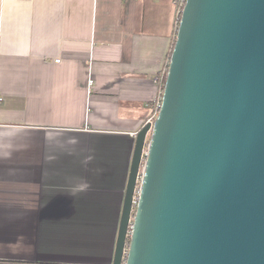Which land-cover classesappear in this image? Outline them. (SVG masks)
<instances>
[{
	"label": "crops",
	"instance_id": "crops-1",
	"mask_svg": "<svg viewBox=\"0 0 264 264\" xmlns=\"http://www.w3.org/2000/svg\"><path fill=\"white\" fill-rule=\"evenodd\" d=\"M177 27L176 0H0V264H112Z\"/></svg>",
	"mask_w": 264,
	"mask_h": 264
},
{
	"label": "water",
	"instance_id": "water-1",
	"mask_svg": "<svg viewBox=\"0 0 264 264\" xmlns=\"http://www.w3.org/2000/svg\"><path fill=\"white\" fill-rule=\"evenodd\" d=\"M112 264H264V0H186Z\"/></svg>",
	"mask_w": 264,
	"mask_h": 264
},
{
	"label": "built area",
	"instance_id": "built-area-1",
	"mask_svg": "<svg viewBox=\"0 0 264 264\" xmlns=\"http://www.w3.org/2000/svg\"><path fill=\"white\" fill-rule=\"evenodd\" d=\"M186 0H176V5H177V25L179 24L180 18H181V14L183 11V8L185 6ZM56 62H59L60 59H56ZM168 65H169V58L167 60V63L162 71V73L158 76V79L160 81V85H161V89H160V95L159 98L157 99V103L155 105V108L152 112V114L147 118V120L143 123V125L150 123L151 126H153L154 121L159 113L161 104H162V97H163V92H164V88H163V82H164V78H165V74L166 71L168 70ZM90 84H91V80H90ZM1 100V97H0ZM142 125V126H143ZM151 129L148 131L147 133V139H146V143H148V139H149V133H150ZM137 132L134 133V137H136ZM146 155H147V148L145 147L144 152H143V157H142V167L140 169V173L138 176V181H137V186L135 188L134 191V195H133V214H132V218L130 219V224H129V229H128V233H127V243H126V248H125V252H124V257L127 255L128 249H129V238L132 234L133 231V218H134V214L136 211V207L138 205L139 202V197H140V193H141V179H142V168L144 165V161L146 160Z\"/></svg>",
	"mask_w": 264,
	"mask_h": 264
},
{
	"label": "clouds",
	"instance_id": "clouds-1",
	"mask_svg": "<svg viewBox=\"0 0 264 264\" xmlns=\"http://www.w3.org/2000/svg\"><path fill=\"white\" fill-rule=\"evenodd\" d=\"M91 159L92 157H88L83 161V163L86 165ZM73 179L75 180L74 183L71 182ZM90 188V183L84 180L83 178H70V187L68 190V194L73 197H76L81 193L89 191Z\"/></svg>",
	"mask_w": 264,
	"mask_h": 264
},
{
	"label": "trees",
	"instance_id": "trees-1",
	"mask_svg": "<svg viewBox=\"0 0 264 264\" xmlns=\"http://www.w3.org/2000/svg\"><path fill=\"white\" fill-rule=\"evenodd\" d=\"M174 43H175V39H174V42H173V44H172L171 50H170V52H169V58H170V55H171V53H172ZM167 74H168V70L166 71V74H165V78H164V82H163V88L165 87V83H166V80H167Z\"/></svg>",
	"mask_w": 264,
	"mask_h": 264
}]
</instances>
